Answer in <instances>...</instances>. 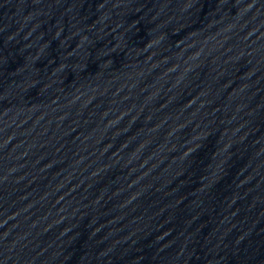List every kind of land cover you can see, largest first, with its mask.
I'll list each match as a JSON object with an SVG mask.
<instances>
[{
	"label": "water",
	"instance_id": "water-1",
	"mask_svg": "<svg viewBox=\"0 0 264 264\" xmlns=\"http://www.w3.org/2000/svg\"><path fill=\"white\" fill-rule=\"evenodd\" d=\"M0 264H264V0H0Z\"/></svg>",
	"mask_w": 264,
	"mask_h": 264
}]
</instances>
